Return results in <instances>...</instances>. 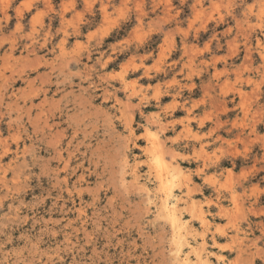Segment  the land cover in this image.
<instances>
[{
    "label": "rangeland",
    "instance_id": "obj_1",
    "mask_svg": "<svg viewBox=\"0 0 264 264\" xmlns=\"http://www.w3.org/2000/svg\"><path fill=\"white\" fill-rule=\"evenodd\" d=\"M195 245L264 264V0H0V264H185Z\"/></svg>",
    "mask_w": 264,
    "mask_h": 264
},
{
    "label": "bare ground",
    "instance_id": "obj_2",
    "mask_svg": "<svg viewBox=\"0 0 264 264\" xmlns=\"http://www.w3.org/2000/svg\"><path fill=\"white\" fill-rule=\"evenodd\" d=\"M169 164L166 165V163L162 162V159L161 160L159 159V161H157L153 166H150V169H153V172H154V175H155V180L157 182V183L155 182L157 184V191L155 192V197L157 198L158 204H159V209L158 210H159L160 214L164 217V219H166L169 222V224H170V226L172 228V231H173V236H174L173 239H174V242H175L176 252H179L180 249L183 246L187 245V247L190 248V245L188 244L189 242L187 243L186 242V238H185L186 235H188L186 233V230L188 232V229H186V227L188 225L186 226L187 221L182 219V216H181L182 213H180L179 208H178L179 207L178 199H177L175 191L173 190V187H172L175 178L179 175L178 168L177 169L176 168H171L170 166H168ZM172 164H170V165H172ZM173 167H175V166H173ZM134 169L135 168H133L132 170H134ZM181 175H182V173H181ZM134 176H136V174H134ZM188 181H190V180H188ZM174 183H176V181ZM180 183H183V182L181 181ZM179 187H181V186H179ZM184 190H186V188ZM188 197H189V195H188ZM188 197L186 198L188 200L187 201L188 203H186L187 207H189V205H190L189 208L192 209L193 215H195V214L197 215L198 214L199 215V220H200L199 222L202 225H206V223H207L206 221L207 220H206L204 214L202 213L203 212L202 209H200L199 208L200 206L198 207L197 204H196L197 205V207H196V205L193 202H190L191 200L188 199ZM202 243L203 242H201V244ZM196 245H197V243H196ZM203 245L204 244H202V246ZM192 247H194V245ZM195 248L197 249V246ZM197 250L191 249V251L193 252L194 257H195L194 259L196 261L195 262H191L190 259H189V256H186L185 258L183 257L184 258L183 261L185 262V264H205V263H202V260H203L202 258L203 257L199 254V253H201V250H202V253H203L202 247H201L200 251L198 250L199 252ZM190 254H192V253H190ZM205 257H207V256H205ZM207 259H208V257H207ZM178 261H180V260H178ZM204 262H207V261H204Z\"/></svg>",
    "mask_w": 264,
    "mask_h": 264
}]
</instances>
